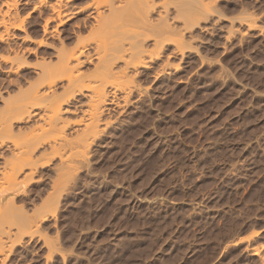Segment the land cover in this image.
Instances as JSON below:
<instances>
[{
  "label": "rangeland",
  "instance_id": "1",
  "mask_svg": "<svg viewBox=\"0 0 264 264\" xmlns=\"http://www.w3.org/2000/svg\"><path fill=\"white\" fill-rule=\"evenodd\" d=\"M25 1L13 7L19 21L25 20V31L14 28L8 35L0 26L5 36L0 40V217L8 218L0 233L1 264H264V0H215L217 6L212 1L216 11L208 19L185 28L184 36L172 31L186 49L178 52L168 42L148 68L129 69V75L137 73L126 78H136L129 83L135 87L129 101L104 84V132L87 147L90 153L67 146L61 149L63 161L48 153V144L38 146L36 160L55 157L48 164L37 161L38 173L31 177L26 167L16 173L9 159L57 133L38 116L21 120L12 109L32 106L36 89L49 91L47 70L58 63V49L72 48L89 35L94 19L86 8L90 0H62L70 11L84 9L46 32L43 19L54 0ZM172 5L173 25L184 30ZM79 21L83 28L75 33ZM105 37L103 46H114V37ZM152 45L149 40V52L156 49ZM93 60L84 72L93 71ZM65 82L58 80L52 89L61 94ZM82 93L73 106L64 104L79 108L63 112L74 141L92 91ZM53 101L30 111L41 113L61 100ZM22 215L34 223L27 231Z\"/></svg>",
  "mask_w": 264,
  "mask_h": 264
},
{
  "label": "bare ground",
  "instance_id": "2",
  "mask_svg": "<svg viewBox=\"0 0 264 264\" xmlns=\"http://www.w3.org/2000/svg\"><path fill=\"white\" fill-rule=\"evenodd\" d=\"M54 1L48 3L47 7L49 8V11H48L47 14L44 15V19H43L44 20V25L43 26H44V29H45L46 32L50 29V26L54 29L55 26H58L59 24H63L64 22H66V20H69L70 18H72V16L74 15L73 13L82 12L83 11L82 9H84L82 7L81 10H79L80 9L79 8L76 12L75 11H70L64 6V4H62V0H56L55 2ZM90 1H89L88 6L86 5L87 6L86 8H91L92 9V11H90L91 9L90 10L88 9V10H89V13H90L89 15H91L93 17V19H94V23H93L92 26L90 25V27H89L90 28L88 30L89 35H87L85 37L83 36V38H78V40L75 43L76 45L75 46L73 45L74 47L72 46V48H69V49L68 48H63L64 47L63 46L62 47L63 49H61V48L58 49V51H59L57 53L58 54L57 55L58 56L57 57L58 58L57 59L58 63H56V66H54V67H57V70H56V68L53 67L54 70H56L55 72L53 71L54 74L50 73L53 70V68H52V70L51 69L47 70V71H50V72H48L49 74L47 73L48 74V76H47L46 70H45L46 67L45 68L42 67L43 68L42 71H41L42 74L44 72V74H46V76L49 77L47 86H48V89H49L50 93H49V91L47 92L46 90H45L46 92L43 93L44 89H43V91L42 90L40 91L39 89H36L33 95H31L32 93L30 94L33 97L31 99H33V100L29 101V99H28L29 102L27 101L32 106L22 103L23 105L16 106L15 109H12V111L15 113L16 117H17V115L20 116V117L22 116V118H20L21 120H23V119H25V120L28 119L29 120V119H33V118L35 119V117H33V116H36V117L38 116L37 117L38 119H41L42 121H44L45 125L47 124L46 126H48L47 127L48 129H51L53 132L55 130L56 132H54V133H57L56 136H53V134H52L53 132L50 130V132H52L51 133L52 137L51 136L50 137L47 136L48 139L44 137L45 139H41V140L37 141L36 144L33 147H30V148L24 146V149L26 148V150H24L25 152L21 151L20 152L21 154L17 153V154H20V156L19 155L15 156L14 155L15 152L14 153L12 152L13 153L12 156H15L13 158H15L17 161L14 160L15 161L14 162L13 160H11L12 161L11 162L10 159H9V161L7 159L6 160L11 163L10 166H12V163H13V166H14V169L16 170L15 171L16 173H20L21 174V171L24 169V167L29 169V171H28L29 175L26 172H25V174L30 176V177L33 176L32 174H34L35 172L38 173V171H37V169H38L37 161H39L40 159L39 160L35 159V156H36L35 152H36L37 148H39L38 146H41V145L48 144L49 149L51 150L48 153L49 154L50 153L51 154H58L63 161H64L63 157H65L66 155L64 156L63 150H61V149L62 148L63 149L66 148L67 149V146H69V149H71L70 146L71 147L73 146L72 149H74V146H77L79 153H86L85 151L88 148H90L88 146H91L92 142H95V140H97V137L101 136L102 135L101 133L104 132V129L100 127V124L102 125L103 122L102 123H100V122L102 121V114H104L103 113L104 112V108H103L104 107V103L108 102V101H106V99H107L106 98V96H107L106 92L107 91H105V89H104L106 87V85L107 84L108 85L111 84L113 86V89H112L113 92H117V90H121L122 91L121 93H124V97H125V100H123V101L124 102L125 101H129V100H127L128 96L131 94L133 89H135V87L132 86V84L130 85L129 83L133 82L136 78L134 79L132 77L131 79H128V80L126 78L128 76L129 77L136 76L135 74H137L136 72H138V69L140 67L148 68L150 66V64H151L149 60H152L153 56L154 57L155 56L159 57V55L164 54V52L162 53V51L164 50V48H166L168 42H171V44L173 42L176 45V48H175V45H174V48L176 49V51L181 52L180 50H182V48H183L182 44L185 43V42H183L184 39L182 38L183 39V41H182L181 36L180 37H173L171 32L175 31L174 32L175 36H176V33H178L179 35H183L184 33H182V32L186 31V29L187 30L188 29H192V27L195 26L196 24L200 23L201 20L204 21L205 19H208L209 15H211L210 13L212 12V9L214 8V6L212 8V4H213L212 1H214V3H215L217 0L216 1L215 0H92L91 2ZM25 2H29V0L25 1ZM16 3H17V0H4L3 4L6 5V9H3V8L0 7V26L4 27L3 30L8 35H9V32L11 31V29L15 28V29H22L23 31H25V28H26V26H25L26 24L24 23L25 20L24 21H21V20L19 21L18 12L17 11H13V7L16 8ZM172 3H173L172 7L174 6L175 7L174 9L176 10V12L173 10L175 12L176 17H180L181 20L183 19L182 20L183 21L182 28H184V30H181L180 27L177 28L176 26H174L173 25L174 22L172 21L174 17H172L173 15L171 16V15L168 14V12H170L169 11V9H170L169 6H171ZM214 5H216V3ZM0 6H1V4H0ZM216 6H215V8H217ZM214 11H216V9ZM154 12L158 13L157 15L155 14L157 18L153 17L154 16L153 15ZM53 22H55V24ZM52 23H53V25H52ZM76 23H77L76 26H75L76 29L73 28V32H75V33L79 32L80 33L82 31L81 28H83V26L81 27L80 21L76 22ZM86 23L87 22L85 20V22H83V24L86 25ZM77 28L79 30H77ZM79 33H77V36L81 35ZM3 34H4L3 32L0 33V40L1 39L3 40L4 39L3 37H5ZM108 35L111 36L112 38L113 37L115 38V39L111 38L112 40H114L115 44H114V46H112V42H111L110 43L111 46L109 45L108 47H104L103 44H102L104 40H102V39L105 36H108ZM109 36H108V38H109ZM189 36H190V34H189ZM101 37H103V38L101 39ZM108 38L105 37V39H108ZM187 38H189V37H187ZM149 40L150 41L152 40V42L154 43V45H152V46H155V48H156L154 50H151L152 52L148 51L149 46H151V45L148 46ZM185 44H187V43H185ZM90 49H91V51H90ZM185 49H183V50H185ZM153 51H155V52H153ZM176 51H175V53H176ZM167 57H169V55ZM95 58H96L97 62L93 66L94 67L93 71L84 72L82 70V67L86 63H89V62L90 63L91 62L94 63L93 59H95ZM162 61H164V60L162 59ZM167 61H168V63H171V62H169V60H165L166 64H167ZM165 62H162L163 63L162 65H164ZM166 64L164 65L165 67H167ZM165 67H163V68H165ZM168 67H169V65H168ZM174 68H175V66H174ZM129 69L130 70L131 69L135 70L136 72L133 71L135 74L129 75V74H131V73H129L130 71H128ZM162 70H160V71H162ZM156 71L159 72L158 70H156ZM159 73H162V72H159ZM138 75H139V73H138ZM46 76H44V77H46ZM62 79L66 80L65 83H67V88H65L64 91L60 94V93H58V91H56V89H52V88H54L53 86H55V84L57 83L58 80L60 81ZM92 81H93V83L95 82V84H96V81H98L97 83H98L99 87L97 86V84L96 85L94 84L95 86H92L93 85ZM124 82H126V84H124ZM91 83H92V85H91ZM104 84H106V85H104ZM139 85L140 84H138V86ZM45 86H44V88H45ZM84 89H87V90L90 89L92 91V93L91 94L89 93V97H88L89 101L87 103L88 104L87 108H85V111L83 112L84 114H82L83 115L82 119H80L81 120L80 121L81 122V128L77 129L78 128L77 127L76 128L77 132L76 133L74 132L75 134H77V136L75 137L76 140L74 141L73 139H70L71 137L70 138L68 137V136L71 135V134L68 135L69 133L67 134V128H68L67 126L69 125L67 123H69L70 119L69 120L67 119L68 121L66 119H64L65 117H63V112H71V111L74 112V110L78 111L79 108L77 109L76 107H73L74 110L71 108L73 106L71 103H73L74 100L79 99L78 97L76 99L75 95L82 93ZM139 89H140V87L138 88V90ZM114 94H116V93H114ZM114 94H113V96H114ZM121 97H123V96H121ZM46 99L49 100V101L50 100H54V101L55 100H61V101H59L57 104L53 101V103H55L56 105L51 106V107L49 106V107L46 108V110L44 108L45 111L43 110L44 113L42 111L41 112L42 114L40 112H38V111L37 112L36 111L31 112L30 111V108L31 107H35V106H37L38 109L43 108V106H42L43 103L42 102H44V100L46 101ZM64 104L65 105L71 104L72 106H68L69 108L68 107L64 108ZM120 104H122V103H119V105ZM107 107H108V105H107ZM12 113H10L11 116H12ZM31 114H33V116ZM20 119H19V117L17 118L18 121ZM109 119H110V117H109ZM65 120L67 121V123L64 122ZM8 122H5V123H8ZM62 122L65 123V124L63 123L65 126L61 124ZM76 122L78 124H80L78 121H76ZM104 123H105V121H104ZM106 123H107L106 124V126H107L111 122L106 121ZM106 126H104V127H106ZM72 138H74V136H72ZM71 141H74V142H71ZM72 143H75V145H72ZM31 145L32 144L30 143V146ZM45 146H47V145H45ZM63 146H65V147H63ZM43 148H47V147H43ZM66 149H64V150H66ZM19 150H18V152H19ZM88 152L90 153V151H88ZM67 153H69V152H67ZM45 154H47V153H45ZM73 156H75L76 159L80 158V157L77 158L78 155H73ZM44 157H46V156H44ZM52 157H55V156H52ZM52 157L50 159H48L47 161H49V160L52 161ZM87 157H88V155H87ZM46 158H43V159H45L44 160L45 164L47 163ZM48 158H49V156H48ZM43 159L41 157V160L39 161V163ZM84 159H85V157H84ZM69 160H70V158H69ZM72 160H75V159H72ZM71 162H73V161H71ZM77 162L79 163V160ZM61 163H63V162H61ZM63 164H65V163H63ZM68 164H69V162H68ZM70 164L73 165L74 163H70ZM84 165H85V163H84ZM76 166L78 168V165H76ZM7 167H8V165H7ZM66 167H68L67 164H66ZM74 167L75 166H73V168ZM3 169H5V168H3ZM58 169L59 168H57V170ZM60 170H58V171H60ZM63 171H65V170L63 169ZM15 172H13V173L15 174ZM68 172H69V170H68ZM6 174H8V173H6ZM6 174H4V175L7 176ZM14 174H13V176L15 177L16 175H14ZM17 175L19 176V174H17ZM4 177H3V179L6 180V182H7V178L6 177L4 178ZM23 177L27 178V176H25V175ZM30 177H29V180L31 179ZM29 180H28V182H29ZM18 181H20V178H19V180L15 181L16 183L14 185L19 183ZM26 181H27V179H26ZM10 183H12V181ZM0 187H2V186H0ZM57 199L58 198L53 199L54 202ZM12 200H9V201L12 202ZM50 200L52 201V197H51ZM1 201H2V199H1ZM9 201H8V204H7L8 206H6L8 209H9ZM12 204L13 203H11V205ZM52 208L53 207L51 206V209ZM18 209H19V207H18ZM18 209H17V211L21 210V209H19V210ZM5 211H6V209L4 210V212ZM45 211H48V210L45 209ZM7 212H8V210H7ZM13 214H14L13 216H16L17 218H19L18 217L19 215L21 217V214L18 215L16 213V210L15 211L13 210ZM41 214H43L42 211H41ZM45 214H44V216H45ZM40 215H38V219H39ZM1 217H3V216H1ZM1 217H0V233L2 231L1 230L2 229L1 228L2 225L5 222H7V220H8V218L5 217V215H4V218H1ZM16 217H15V219H16ZM23 217L24 216L22 215V219H23L22 220V224L24 225V222H26L24 228H25V231H27L26 228L28 229V227H26V226L29 225V227H30V225H31L30 223H33V222L31 221L30 223H27L28 222L26 220L27 218L25 219ZM35 218H36V216H35ZM10 219H11V217H10ZM31 219H34V218H32V216H31ZM20 220H18L17 222H19ZM42 220H43V216H42ZM40 221L41 220L37 221V219H36L37 223L40 222ZM34 222H35V220H34ZM33 225H34V223L32 224V226ZM34 227H36V226H34ZM4 228H3V230H4ZM7 228H8V226H7ZM10 228H12V227H9V229ZM5 232H3V234ZM20 234H22V233H20ZM20 234L18 235L19 237L21 236ZM30 234L33 235V233H30ZM0 236H1V234H0ZM4 236H6V235H4ZM1 239L2 238L0 237V240ZM7 240H9V238ZM13 240H15V239L13 238ZM3 246L4 245L0 242V253L2 252L1 250L3 249ZM5 248H6V245H5ZM3 253H4V251H3ZM7 253H5V255ZM0 256L3 257V255H1V254H0ZM4 257H6V256H4ZM2 259L3 258H1L0 264L2 262Z\"/></svg>",
  "mask_w": 264,
  "mask_h": 264
}]
</instances>
